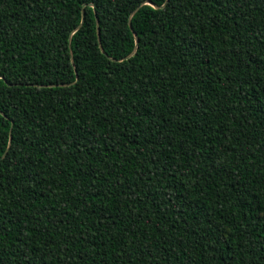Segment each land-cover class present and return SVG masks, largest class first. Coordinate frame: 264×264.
Masks as SVG:
<instances>
[{
    "label": "trees",
    "instance_id": "1",
    "mask_svg": "<svg viewBox=\"0 0 264 264\" xmlns=\"http://www.w3.org/2000/svg\"><path fill=\"white\" fill-rule=\"evenodd\" d=\"M0 264H264V0H0Z\"/></svg>",
    "mask_w": 264,
    "mask_h": 264
},
{
    "label": "water",
    "instance_id": "2",
    "mask_svg": "<svg viewBox=\"0 0 264 264\" xmlns=\"http://www.w3.org/2000/svg\"><path fill=\"white\" fill-rule=\"evenodd\" d=\"M82 20H83V15H82ZM82 20H81V22H80V24L82 23ZM97 32H98V26H97ZM136 45H137V39H136ZM133 53V52H132ZM131 53V54H132Z\"/></svg>",
    "mask_w": 264,
    "mask_h": 264
}]
</instances>
